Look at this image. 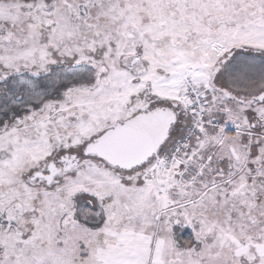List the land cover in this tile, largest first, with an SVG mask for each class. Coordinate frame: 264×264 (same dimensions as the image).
I'll return each mask as SVG.
<instances>
[{"label": "snow or ice", "instance_id": "6c2138e0", "mask_svg": "<svg viewBox=\"0 0 264 264\" xmlns=\"http://www.w3.org/2000/svg\"><path fill=\"white\" fill-rule=\"evenodd\" d=\"M0 264H264V0H0Z\"/></svg>", "mask_w": 264, "mask_h": 264}]
</instances>
